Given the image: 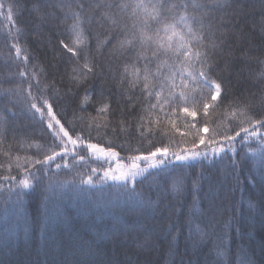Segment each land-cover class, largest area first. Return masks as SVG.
<instances>
[{
	"label": "trees",
	"instance_id": "16d2710c",
	"mask_svg": "<svg viewBox=\"0 0 264 264\" xmlns=\"http://www.w3.org/2000/svg\"><path fill=\"white\" fill-rule=\"evenodd\" d=\"M79 2L81 0H39L40 12L44 14L42 21L34 11L36 0H0L5 4L0 10V133H4L0 136V165L6 167L5 150L11 149L13 161L19 155L23 162L25 156L35 157L39 149L49 151V146L54 145V131L47 127L51 117L41 119L40 113L29 108L27 81L19 76L22 69L29 79L34 70L41 86H48L53 113L70 134L74 130L87 136L89 123H103L96 116L93 104L85 106L87 111H79L75 94L83 95V85L77 88L76 82L70 79L75 58H70L71 54L66 53L60 43L62 40L69 42L68 28L72 21H65L64 16L69 12V6L72 11H80ZM96 2L84 0L87 14H98L102 10L89 9V5ZM112 2L114 0H99L102 6ZM125 2L131 5L134 0ZM171 2L177 5V16L184 13L187 4L193 27L199 28L203 24L205 43L210 45L216 41L218 45L213 57L214 74L223 82L226 98L215 111L209 108V131L197 132L205 122L202 111L195 120L178 113L175 128L168 120L156 123V116L141 111L146 104L142 98L137 99L138 90L133 94L137 104L134 113L122 110L117 107V102L120 105L127 103L119 95V92L127 91L126 85L111 80L105 69L104 76L88 82L89 91L103 89L105 93L114 94L110 120L116 131L102 128L97 135L93 129L92 142L103 147L111 143L120 156L107 161L90 158L74 164L69 155L65 158L69 167L57 169L53 163L34 190L19 199L15 194L17 190L0 179V264H264V185L255 181L250 184L246 179L252 173L259 177L255 139L247 148L237 144L235 171L231 159L225 157L212 164L187 162L191 167L173 161L167 172L148 176L146 180L137 177V181L143 180V183H137V192L150 190L153 200L157 197V184L166 189L160 192L162 203L158 209H149L143 200L130 194L131 184L124 189L119 182H104L97 178L109 167L117 172L119 163L126 169L131 163L127 159L131 149H139L137 154H141L153 145L171 144L176 148L177 143H183L191 147L197 135L207 139L213 129L223 132L227 125L235 127L241 119L244 126H249L247 119L231 115L233 108L244 109L249 115L255 114V118L264 114V101L260 99L264 95V64L260 62L264 59V0ZM193 4L198 7H192ZM8 5H13L12 21L6 18ZM119 14L130 26L131 8ZM91 31L102 32L95 24ZM14 42L29 57L27 65L22 59H16ZM95 43V37L90 35L88 44L93 53ZM241 47L249 52L244 60L239 59ZM97 60L104 65L113 63L108 48L102 49ZM119 63L113 64L117 70ZM32 83L35 94V81ZM140 116L145 117L144 121H139ZM124 117H127L128 126L122 133L118 123ZM148 120L153 121L150 127ZM52 123L58 130L55 121ZM137 123H143L144 129H148L146 138L137 132ZM261 133L264 134V129ZM68 148L71 151L72 145ZM245 155L249 159L245 160ZM59 161L60 157H57ZM138 163L142 168L148 166V162ZM93 167L98 169L97 173H91L94 184L82 183L88 179ZM4 171L5 168H0V173ZM15 172L13 163V174ZM176 172L185 177L180 190L173 186V181L179 179ZM237 177L242 182L239 186ZM197 179L198 192L194 191ZM194 200L198 211L193 210ZM165 206L173 211H166ZM170 215L173 222L179 218L182 225L179 233L167 234L169 221L166 218ZM189 215H194L201 227L210 218L214 222V234L201 241L194 233L189 239L186 226ZM229 220L233 222L232 228L225 227ZM225 232L230 238H225L223 246L217 247L220 244L217 236H223ZM221 252L223 255H218Z\"/></svg>",
	"mask_w": 264,
	"mask_h": 264
},
{
	"label": "snow or ice",
	"instance_id": "6c2138e0",
	"mask_svg": "<svg viewBox=\"0 0 264 264\" xmlns=\"http://www.w3.org/2000/svg\"><path fill=\"white\" fill-rule=\"evenodd\" d=\"M59 7L63 8L64 6L59 5ZM77 7L80 11H72L69 6V12L64 16L65 21L70 19L72 23L68 28L69 42L65 43L62 40L60 43L64 51L71 54L70 58H75V66L72 68L70 79L76 82L74 86L77 88L83 85V95L81 96L79 92L75 94V98L79 102V111H87L85 106L91 103L96 116L101 118L103 123L98 121L89 123L87 136H84L82 132L76 133L74 130L70 134V130L66 129L53 113L48 86H41L38 74L34 70L31 72L30 79L25 70H20L19 76L25 78L28 85L29 108L40 113L41 119L45 116L51 117L47 127L54 131V145L49 146V151L39 149L35 157L25 156L23 162L19 155H16L13 161L11 149L5 150L6 167L0 165V168H5V171L0 173V179L10 183L12 188L17 190L15 193L17 199L34 190L53 163L57 169L62 166L69 167L65 162V158L69 155L73 157L74 164L90 158L97 160L103 158L107 161L120 156L111 143L107 147H103L92 142L93 129L97 135L100 134L102 128H112L113 132L116 131V127L110 120L114 111V94L105 93L103 89L99 92L89 91L88 82L104 76L105 69L111 80L119 85H126L127 88V91L119 92V95L127 103L120 105L117 102V107H121L122 110L126 109L130 114L134 113L137 104L133 94L138 90L139 97L137 99L142 98L146 104V107L141 111L147 112L149 116H156V123H159L160 120H168L173 128H175V120L179 119L178 113H183L195 120L198 112L202 111L205 122L197 129V132L207 133L209 131L207 123L210 115L209 108L211 107L215 111L226 98L223 82L216 79L214 74L213 57L218 45L216 41L210 45L205 43L203 24L201 23L199 28L193 27L187 13V4L184 5V13L179 16L175 14L177 5L171 0H134L131 5L125 0H114V2L105 3L103 6L97 0L95 5H89V9L102 8V10L98 14L93 12L91 15L87 14L84 0H81ZM129 7L131 8L130 19L132 21L130 26L119 14ZM192 7L195 8L198 5L193 4ZM4 8L5 4L0 3V10ZM34 11L43 21L44 14L40 12L39 0H36ZM6 18L12 21L13 5L7 6ZM93 24L102 32H92ZM113 34L115 35L113 36ZM90 35L95 37V53L88 44ZM12 47L15 49L16 59H22L23 63L27 65L29 57L18 46V43L14 42ZM105 48H108L109 55L113 58V63L109 65L101 64L97 60V56L101 55L102 49ZM248 56V49L241 47L239 59L244 60ZM115 61H120L119 70L113 67ZM260 62L264 64V59ZM33 80L35 81V94L32 92ZM69 91L71 92V89ZM260 99L264 101V95ZM230 111L233 117L238 115L247 119L249 126H244V120L241 119L235 127L227 125L223 132L213 129L212 135L207 139L203 135H197L191 147H187L183 143H177L176 148H172L171 144L153 145L146 153L141 154H137L140 152L139 149H131L129 150L131 154L127 156L131 163L126 169L123 165H119L118 171L113 172L109 167L103 170L102 177L98 176L97 178L104 182L108 180L119 182L124 189H128V185L131 184V189H128L130 194L143 200L149 209H158L162 203L160 192L166 191V189L157 184V197L153 200L150 190L149 192H137V183H143V180L137 181V177L142 176L146 180L148 176L167 172L173 161L191 167L192 165L187 162L207 161L212 164L217 159L225 157L231 159L232 169L235 171L237 166L235 157L238 155L237 144L247 148L250 147V141L255 139L259 153V177L252 173L246 179L250 184L255 181L264 185V134L261 133V129H264V114L255 118V114L249 115L244 109L233 108ZM144 119V116L139 117L141 122ZM92 120L95 121L96 118L93 117ZM52 121H55V125L59 126L58 130L54 128ZM152 123V120H148L149 127ZM118 126L120 132H125L128 126L127 117L121 118ZM192 127L195 128L196 124L193 123ZM136 128L139 135L146 138L148 129H144L143 123H137ZM3 135L4 133H0V136ZM149 143L151 144V140ZM69 144L72 145L71 151L68 148ZM201 145L204 146L203 149L197 151L196 149ZM57 157H60L59 162H57ZM244 159L247 160L249 157L245 155ZM140 161L148 162V166L142 168L138 163ZM13 163H15V174H13ZM100 167L102 168L103 165ZM152 169L157 171L154 172ZM97 171L96 167L91 168L88 179L82 183L94 184L91 173H97ZM249 171L251 173V169ZM175 175L179 179L173 181V186L176 190H180L184 185L185 177L178 172ZM198 183L199 179L194 182V191L197 192L199 191L196 187ZM241 183L237 177V186ZM165 210L170 213L173 211L168 206H165ZM193 210L198 211L195 200ZM236 211L239 212L238 209ZM176 214L179 217L178 211ZM166 219L169 221L166 228L168 235H172L174 232L179 233L182 230L179 218L173 222L170 215ZM186 226L189 239L194 233L199 235L201 241L214 234V222L210 218L207 219L204 227H201V223L195 220V216L189 215ZM225 227L232 228L233 222L227 221ZM236 230L238 231V227ZM225 238H230L229 233L225 232L223 236H217L220 241L217 247L223 246ZM218 255L222 256L223 253H218Z\"/></svg>",
	"mask_w": 264,
	"mask_h": 264
},
{
	"label": "rangeland",
	"instance_id": "374dc122",
	"mask_svg": "<svg viewBox=\"0 0 264 264\" xmlns=\"http://www.w3.org/2000/svg\"><path fill=\"white\" fill-rule=\"evenodd\" d=\"M116 159V158H115ZM115 159H109V160H115ZM119 165H121L120 163H119Z\"/></svg>",
	"mask_w": 264,
	"mask_h": 264
}]
</instances>
